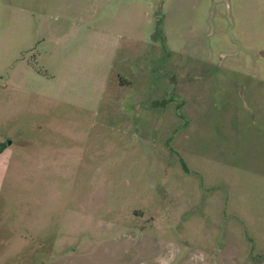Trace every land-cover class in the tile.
I'll list each match as a JSON object with an SVG mask.
<instances>
[{
	"label": "rangeland",
	"instance_id": "1",
	"mask_svg": "<svg viewBox=\"0 0 264 264\" xmlns=\"http://www.w3.org/2000/svg\"><path fill=\"white\" fill-rule=\"evenodd\" d=\"M0 144V264H259L264 0H0Z\"/></svg>",
	"mask_w": 264,
	"mask_h": 264
},
{
	"label": "flooded vegetation",
	"instance_id": "2",
	"mask_svg": "<svg viewBox=\"0 0 264 264\" xmlns=\"http://www.w3.org/2000/svg\"><path fill=\"white\" fill-rule=\"evenodd\" d=\"M159 18H160V17H158L157 19H153L154 22L157 23V22L159 21ZM159 29H160V28L158 27V23H157V27H156V29L154 28L153 32H151L152 34H150L152 38H155V37H156V33H155V31H156V30L159 31ZM164 76H165V77L167 76V78H169V76L166 75V73H165ZM168 84H169V87H168V88H172L171 84H170V83H168ZM170 86H171V87H170ZM165 95H166L165 92L160 93V94H158L157 96H155L154 100H152L151 102H152L153 104L156 103V104H160V106H162V100L164 99L163 97H164ZM158 107H159V106H158ZM259 249H260V248H259ZM259 253H261L262 255H261L260 257H259V255L256 256L255 261L260 260L259 264H264V253H262L261 251H259Z\"/></svg>",
	"mask_w": 264,
	"mask_h": 264
},
{
	"label": "clouds",
	"instance_id": "3",
	"mask_svg": "<svg viewBox=\"0 0 264 264\" xmlns=\"http://www.w3.org/2000/svg\"><path fill=\"white\" fill-rule=\"evenodd\" d=\"M199 259H200V260H204V259H205V256H204L203 253L200 254Z\"/></svg>",
	"mask_w": 264,
	"mask_h": 264
},
{
	"label": "trees",
	"instance_id": "4",
	"mask_svg": "<svg viewBox=\"0 0 264 264\" xmlns=\"http://www.w3.org/2000/svg\"><path fill=\"white\" fill-rule=\"evenodd\" d=\"M2 147V145L0 144V148Z\"/></svg>",
	"mask_w": 264,
	"mask_h": 264
}]
</instances>
